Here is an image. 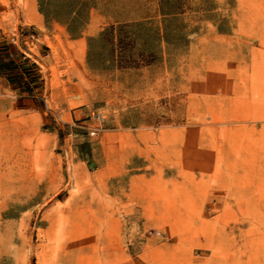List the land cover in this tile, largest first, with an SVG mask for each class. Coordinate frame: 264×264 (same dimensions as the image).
I'll return each instance as SVG.
<instances>
[{"label": "rangeland", "instance_id": "rangeland-1", "mask_svg": "<svg viewBox=\"0 0 264 264\" xmlns=\"http://www.w3.org/2000/svg\"><path fill=\"white\" fill-rule=\"evenodd\" d=\"M3 45L0 264H264V0H0Z\"/></svg>", "mask_w": 264, "mask_h": 264}, {"label": "trees", "instance_id": "trees-1", "mask_svg": "<svg viewBox=\"0 0 264 264\" xmlns=\"http://www.w3.org/2000/svg\"><path fill=\"white\" fill-rule=\"evenodd\" d=\"M12 49V45L0 46V77L10 81L19 92L33 93L38 88L37 82L40 79L36 66L27 59L20 63H15L10 58ZM18 56L23 58L22 55Z\"/></svg>", "mask_w": 264, "mask_h": 264}]
</instances>
